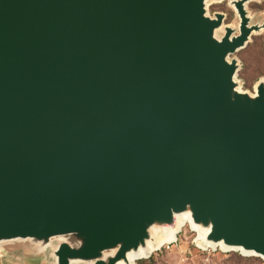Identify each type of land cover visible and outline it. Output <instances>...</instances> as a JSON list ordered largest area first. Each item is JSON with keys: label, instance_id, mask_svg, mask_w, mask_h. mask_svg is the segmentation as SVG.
<instances>
[{"label": "water", "instance_id": "95a60500", "mask_svg": "<svg viewBox=\"0 0 264 264\" xmlns=\"http://www.w3.org/2000/svg\"><path fill=\"white\" fill-rule=\"evenodd\" d=\"M250 1L235 35L206 0H0V254L117 264L189 210L264 260V79L229 60Z\"/></svg>", "mask_w": 264, "mask_h": 264}, {"label": "rangeland", "instance_id": "374dc122", "mask_svg": "<svg viewBox=\"0 0 264 264\" xmlns=\"http://www.w3.org/2000/svg\"><path fill=\"white\" fill-rule=\"evenodd\" d=\"M232 1L237 0H210L207 4V16L213 18L214 14L224 15V27H230L238 34L239 18L232 6ZM250 25H264V0H252L245 5ZM223 34V28L219 36ZM239 61L240 70L237 73L236 81L239 83V90L249 95L254 94V87L257 82L264 79V31L252 34L248 46L243 50L229 56V60ZM66 241H72L67 239ZM57 242L54 243V245ZM26 247V243L19 244ZM43 262H50V250L46 251ZM6 262L5 259H2ZM24 264L27 260L18 259ZM137 264H264V260L244 256L239 252L221 251L219 248L212 250L200 246L199 235L193 232L189 226H185L177 236V241L163 247L155 252L150 258L138 261Z\"/></svg>", "mask_w": 264, "mask_h": 264}, {"label": "bare ground", "instance_id": "6f19581e", "mask_svg": "<svg viewBox=\"0 0 264 264\" xmlns=\"http://www.w3.org/2000/svg\"><path fill=\"white\" fill-rule=\"evenodd\" d=\"M208 1L210 0H206L205 2L206 9ZM217 1L221 2V0ZM221 30L222 28H219L216 31L215 36H217L218 31ZM261 31H264V29H262ZM185 226H189L193 232L198 233L199 240L206 244V246L200 244V246L204 248H209L212 250H216L217 248H219L221 251H237L243 253L244 256H255L254 254L243 251L242 249L225 246L222 242L216 243L206 240V237L210 231V227L206 228L200 224L195 223L192 219L191 212L189 210H186L181 213H174L171 223H164L158 226L156 224H153L149 226V238L145 241V245L139 247L137 250L128 251L126 256L127 261H119L117 264H137L138 261L150 258L151 255H153L155 252L160 251L163 247L175 243L177 241L178 234Z\"/></svg>", "mask_w": 264, "mask_h": 264}, {"label": "crops", "instance_id": "0c3cea01", "mask_svg": "<svg viewBox=\"0 0 264 264\" xmlns=\"http://www.w3.org/2000/svg\"><path fill=\"white\" fill-rule=\"evenodd\" d=\"M2 259H5L6 262H3ZM0 264H22V262H18L17 259L12 258L11 255L0 254ZM24 264H29V263H24Z\"/></svg>", "mask_w": 264, "mask_h": 264}, {"label": "trees", "instance_id": "16d2710c", "mask_svg": "<svg viewBox=\"0 0 264 264\" xmlns=\"http://www.w3.org/2000/svg\"><path fill=\"white\" fill-rule=\"evenodd\" d=\"M247 46H248V45H247ZM247 46H246V47H247Z\"/></svg>", "mask_w": 264, "mask_h": 264}]
</instances>
